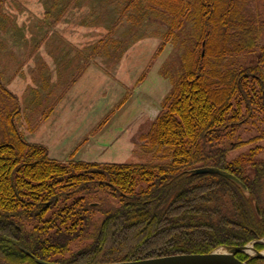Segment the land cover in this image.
<instances>
[{
    "label": "trees",
    "instance_id": "16d2710c",
    "mask_svg": "<svg viewBox=\"0 0 264 264\" xmlns=\"http://www.w3.org/2000/svg\"><path fill=\"white\" fill-rule=\"evenodd\" d=\"M84 2L52 0L45 18L57 20ZM122 2L114 28L124 19L134 28L166 20L154 60L187 25L192 29V47L159 115L131 136L153 161H74L79 148L68 162L54 160L20 130L19 99L0 72V264H118L248 245L264 251V162L254 161L260 149L229 160L246 144L237 140L241 130L264 124V0ZM106 50L99 43L88 59ZM257 53V66L228 65ZM201 168L231 174L247 191L220 175L193 174ZM237 258L264 264L244 253Z\"/></svg>",
    "mask_w": 264,
    "mask_h": 264
},
{
    "label": "rangeland",
    "instance_id": "374dc122",
    "mask_svg": "<svg viewBox=\"0 0 264 264\" xmlns=\"http://www.w3.org/2000/svg\"><path fill=\"white\" fill-rule=\"evenodd\" d=\"M51 2L0 0V72L4 84L19 99L22 115L18 124L26 139L49 147L54 160L68 162L71 158L67 150L80 138L97 134L111 111L127 95L132 96L149 68L142 87L155 95L165 92L163 87L156 88L159 81L169 85L163 98L156 97L154 103L161 111L181 73V57L192 47V29L187 25L154 60L167 31L163 16L140 28L124 19L114 28L123 8L122 0H85L57 20L45 18ZM99 43L107 47L106 55L88 59L90 50ZM258 64V53L233 58L228 63L244 67ZM51 109L50 118L42 121ZM120 117L112 125L124 124L125 117ZM263 132L264 124L260 129L243 128L237 140L246 144L233 150L229 160L251 156L253 150L260 149L254 161L264 162V139L256 140ZM126 144L120 150L110 148L104 155L90 149L94 153L89 154V161L129 165L153 161L136 145ZM219 251L225 253L224 249ZM246 252L251 257L256 255Z\"/></svg>",
    "mask_w": 264,
    "mask_h": 264
},
{
    "label": "crops",
    "instance_id": "0c3cea01",
    "mask_svg": "<svg viewBox=\"0 0 264 264\" xmlns=\"http://www.w3.org/2000/svg\"><path fill=\"white\" fill-rule=\"evenodd\" d=\"M155 77H157L156 74H155ZM147 79L148 77L146 78L145 83ZM142 86L143 84L137 85V87L134 90L135 92H133L128 102L118 112L116 111V114H114V116L110 119V121L103 128H101L99 131L97 130L98 131L96 132L97 134L95 135L90 134L89 137L87 138L84 137L85 139L80 138L74 144V146L69 148L66 152L68 157L71 156L72 152L75 151V149L79 148L73 160L90 162L89 159L91 157L89 156V154L94 153L95 150L98 151L101 155H104V153L107 152L110 148L115 147L118 150H120L121 146L125 145L127 142L132 143L131 136L136 130L138 124L144 119H150L151 121H154L156 119V117L158 116V113L160 112L159 108L158 107L156 108V106H154L155 105L154 103H156L155 102L156 97L159 96L163 98V95H165L169 89L168 87L169 85H166L165 82L163 83V81H159L156 85V88L161 87L162 89L163 87L165 89V92H164L165 94L164 93L162 94V92H158L157 94L153 95L152 91L148 92ZM76 107H79V106L77 105ZM73 108H70L68 110H71ZM86 110L87 112L90 111V109H86ZM119 116H121L122 118L125 117L124 124H118L116 126L112 125V123L118 122L119 119L117 118ZM117 128H119V130ZM62 137L64 140H68V137H64V136ZM80 140L82 141V143L79 144ZM48 149H49L50 156H51V150L49 147ZM90 149H94V152H90L89 151Z\"/></svg>",
    "mask_w": 264,
    "mask_h": 264
},
{
    "label": "water",
    "instance_id": "95a60500",
    "mask_svg": "<svg viewBox=\"0 0 264 264\" xmlns=\"http://www.w3.org/2000/svg\"><path fill=\"white\" fill-rule=\"evenodd\" d=\"M195 175H203V174H215L225 177L234 183L238 184L245 192L247 188L245 185L235 176L223 172L216 168H201L193 171ZM259 212V208L257 207ZM249 247L244 248H237L231 249L229 253H220L214 252L209 255H186V256H173V257H166L160 259H153V260H145V261H138V262H130V263H118V264H248L243 262L237 258L239 254L245 253ZM254 250V249H253ZM256 256L258 259H264V254L259 253L255 250ZM38 264H45L44 262H39Z\"/></svg>",
    "mask_w": 264,
    "mask_h": 264
},
{
    "label": "bare ground",
    "instance_id": "6f19581e",
    "mask_svg": "<svg viewBox=\"0 0 264 264\" xmlns=\"http://www.w3.org/2000/svg\"><path fill=\"white\" fill-rule=\"evenodd\" d=\"M220 252H222V251H220ZM248 252L251 253V254H254L255 253L254 250H253V248H249L248 249Z\"/></svg>",
    "mask_w": 264,
    "mask_h": 264
}]
</instances>
